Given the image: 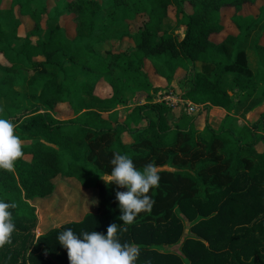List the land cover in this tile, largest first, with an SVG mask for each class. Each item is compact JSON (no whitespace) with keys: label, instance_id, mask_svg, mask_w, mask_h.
Instances as JSON below:
<instances>
[{"label":"trees","instance_id":"1","mask_svg":"<svg viewBox=\"0 0 264 264\" xmlns=\"http://www.w3.org/2000/svg\"><path fill=\"white\" fill-rule=\"evenodd\" d=\"M4 1L0 117L12 121L25 143L14 171L0 170V199L16 205V228L11 243L0 247V264H70L59 233H106L113 222L125 229L118 232L122 243L139 247L136 264H264V102L254 108L252 123L231 125L239 106L264 92V30H255L264 0H55L53 8L51 0H8L5 9ZM260 1L258 14L242 13ZM170 7L181 38L165 26ZM224 8H233L236 31L216 42L212 36L226 26ZM4 13L13 24L9 32ZM62 16H72L73 34L59 22ZM22 17L33 23L25 36L19 34ZM120 28L115 46L106 47ZM255 32L254 45L246 46ZM251 55L262 61L253 65ZM147 61L169 86L176 79L185 98L203 105V127H196L198 116L175 118L171 106L155 101L162 87L150 79ZM102 79L110 96L96 93ZM140 93L146 124L138 126L121 119V107ZM64 104L72 115L60 119L57 108ZM213 106L228 112L217 129L208 121ZM114 151L141 170L154 164L160 176L148 193L152 210L128 225L119 219L115 195L125 189L102 179ZM66 177L94 188L95 209L37 234V201L54 207V191Z\"/></svg>","mask_w":264,"mask_h":264},{"label":"clouds","instance_id":"2","mask_svg":"<svg viewBox=\"0 0 264 264\" xmlns=\"http://www.w3.org/2000/svg\"><path fill=\"white\" fill-rule=\"evenodd\" d=\"M16 126L10 119L0 117V170L14 171L15 162L24 155L22 145L25 143L15 132ZM111 171L102 179L106 184H115L118 188L116 200L121 210L119 219L123 225L132 224L141 212H150L155 201L148 193L158 186L160 176L156 166L149 163L139 169L133 159L120 152H113ZM98 203L97 200L91 201ZM14 202L0 199V247L11 243L16 228L11 209ZM117 223L108 225L106 233L100 231H81L75 233L71 228L65 229L57 236V241L67 250L70 264H136L139 247L133 243L121 242ZM151 264V261H146Z\"/></svg>","mask_w":264,"mask_h":264},{"label":"rangeland","instance_id":"3","mask_svg":"<svg viewBox=\"0 0 264 264\" xmlns=\"http://www.w3.org/2000/svg\"><path fill=\"white\" fill-rule=\"evenodd\" d=\"M55 3H56L55 0H51L49 3L50 8H53ZM262 3L263 2L260 1L256 5H245L243 7L242 13L258 14L260 11V7H261ZM8 6H9V1L8 0L4 1L2 8L5 9V8H8ZM188 7H189V5H188ZM233 11H234L233 8H224L222 10V15H223L226 26H225V29L223 32H221L219 34H215L212 36V38L215 41H220L228 33L236 31L235 26L231 22V15H232ZM4 14L5 15L3 16V29L6 32H9L12 29L13 24L11 22L10 16H8V14H6V13H4ZM2 15H3V13H2ZM103 15H101L98 19V22H97L98 26L103 24V20H104ZM169 15H170L169 18L172 19L173 22H175V9L173 7H170ZM170 19H169L168 23L165 24L166 28L168 30H175L177 36L179 38H181L183 31L175 29V27H174L175 25H174V23L171 22L172 20H170ZM59 22L62 25L66 26V28L69 29L70 33L73 34L74 24L72 21V16H62V17H60ZM43 24H44V26H46V24H47L46 18L43 20ZM32 25H33V23L30 19H28L26 17H22V24L19 28V34L21 36H25V34L32 28ZM121 30H123V28H120V32L115 31V30H113L111 32L110 41H109V43H106V45H105L106 47H108V46L114 47L115 46L113 42L123 32ZM255 30H257L259 32H262L264 30V14H263V17L260 21V24H258L256 26ZM263 42H264V39H263ZM247 45L249 47H252L254 45V40L251 41V39H250L247 42L246 46ZM99 51L101 53H104V47H101L99 49ZM0 62L7 63V60L2 55H0ZM251 63H253V65L257 66L259 64L258 58L256 56L251 55ZM147 64H149V63L148 62L146 63V69L149 68ZM151 74H152L151 80H154L155 78H161L152 71H151ZM181 74H183V72ZM169 87H170L169 85L165 86V88H169ZM170 88H175V89H177V91L182 92L178 87H176L175 84L172 85V87H170ZM110 89L111 88H110L108 82L103 79V80H101V82H99L96 92L99 95H107L108 92L110 91ZM143 96L144 95L142 93H140L134 99H132L131 96L128 97L127 103L121 107V119H124L126 117H130V118H132L134 125L141 126V125L146 124L145 121L141 120L140 115H139V110H138L139 104H142V97ZM262 100L264 101V92L262 93L260 98L253 100L251 105H245L241 109V112L239 113L238 118H236L237 120H240V122H239L240 124L243 123L244 121H246L250 124L256 119V117L258 115H257V112H255V110H252L253 105H255L256 103H258ZM249 111H251V112L249 113ZM180 113L181 112H177V115H179ZM71 115H72L71 110L67 104L61 105L57 108L56 116L58 118L66 119V118L71 117ZM188 115L198 116L199 117L198 120L200 123L197 122L196 127H198V128L203 127L204 122H205V114L204 113L199 115L196 112V113L188 114ZM12 116H14V115H12ZM12 116H10V117H12ZM21 116H22V118H24V115H21ZM235 125L237 126V123H235ZM123 139L125 141H129L130 136L128 134H124ZM64 179H65L64 182L61 184L62 186L60 184H57V187L54 191V194H53L54 199L52 200L53 205H55L54 207L53 206L50 207L48 204L43 205L42 203H40L41 199H39L36 203L37 214H38V225L36 228L37 234L44 231L49 226H60L61 224L65 223V222H68V221H71L74 219H78L87 211H91V210L95 209L96 203L94 204L91 202V201L95 200L94 188H92V187L85 188L74 177H66ZM169 248L170 247L165 246L164 250L169 249Z\"/></svg>","mask_w":264,"mask_h":264},{"label":"crops","instance_id":"4","mask_svg":"<svg viewBox=\"0 0 264 264\" xmlns=\"http://www.w3.org/2000/svg\"><path fill=\"white\" fill-rule=\"evenodd\" d=\"M170 19V18H169ZM170 20H172V19H170ZM172 23H174V25H175V22H173V20L171 21ZM256 36H257V33H253L252 35H250V37L248 38V41L251 39V41L253 40V39H255L256 38ZM222 40V39H221ZM220 40V41H221ZM215 41V40H214ZM220 41H216V42H220ZM120 43V42H119ZM125 44H127L126 42H123V45H125ZM117 47V46H116ZM124 47V46H123ZM252 55H254V54H252ZM260 56V55H259ZM259 56H257L258 57V60H261L262 61V58H260ZM148 62V61H147ZM146 62V63H147ZM149 63V62H148ZM148 65V69H147V71H148V73H149V76H150V79H151V76H152V74H151V71L153 72V69H152V67H151V65H150V63L149 64H147ZM203 64H201V63H197L196 64V68L197 69H200V70H202L203 69ZM181 74V72L179 71L178 72V75H180ZM160 77V76H159ZM103 80V79H102ZM101 82V81H100ZM152 82L156 85V86H161L162 88L158 91V92H160V91H164V90H174L175 92H179V91H177V89H175V88H170V87H172V85H176V87H178L182 92H179V93H182V94H184V90L181 88V86H180V83H178V81L176 80V79H174V81L171 83V85H170V87L169 88H165V86L166 85H168V83L161 77V78H155L154 80H152ZM99 84V83H98ZM110 86V85H109ZM97 88H98V85H97V87H96V91H97ZM111 88V87H110ZM158 92L156 93V95H155V97H154V99L157 97V94H158ZM97 93V92H96ZM98 94V93H97ZM99 95V94H98ZM111 95V89H110V91L108 92V94L107 95H100L101 97H107V96H110ZM253 100H256V98H250V99H248L247 101H245L244 103H242L240 106H239V108H238V110L236 111V113L232 116V121H231V125L233 126V127H239V126H242V124H248V122H246V121H244L243 123H239L240 122V120H237L236 118H238V116H239V113L241 112V109L245 106V105H251L252 104V101ZM263 101V100H262ZM262 101H260V102H262ZM146 102V100L142 97V103H145ZM264 102V101H263ZM262 102V103H263ZM259 103V102H258ZM258 103H256L255 105H253V109L252 110H254V108L257 106V104ZM202 110V109H201ZM177 112H181L179 109H176L175 111H174V115H175V118H177L179 115H177ZM251 111H249V113H250ZM182 113H184V112H182ZM228 114V112L224 109V108H222V107H217V106H213L211 109H210V111H209V113H208V121H209V123L214 127V128H219L220 126H221V124H222V122H223V120L226 118V115ZM235 123H237V126L235 125ZM239 123V124H238Z\"/></svg>","mask_w":264,"mask_h":264},{"label":"built area","instance_id":"5","mask_svg":"<svg viewBox=\"0 0 264 264\" xmlns=\"http://www.w3.org/2000/svg\"><path fill=\"white\" fill-rule=\"evenodd\" d=\"M155 101H164L172 107L173 111L179 109L186 114L198 113L203 107V105L196 104L185 98L182 93L170 89L158 92Z\"/></svg>","mask_w":264,"mask_h":264}]
</instances>
